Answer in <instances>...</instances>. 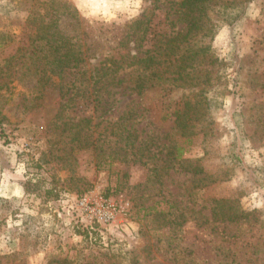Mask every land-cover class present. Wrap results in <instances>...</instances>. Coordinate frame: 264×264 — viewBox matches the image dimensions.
Here are the masks:
<instances>
[{
	"label": "rangeland",
	"instance_id": "rangeland-1",
	"mask_svg": "<svg viewBox=\"0 0 264 264\" xmlns=\"http://www.w3.org/2000/svg\"><path fill=\"white\" fill-rule=\"evenodd\" d=\"M182 2L0 0V264H264V0L204 1L180 77ZM84 195L125 210L88 223Z\"/></svg>",
	"mask_w": 264,
	"mask_h": 264
},
{
	"label": "trees",
	"instance_id": "trees-1",
	"mask_svg": "<svg viewBox=\"0 0 264 264\" xmlns=\"http://www.w3.org/2000/svg\"><path fill=\"white\" fill-rule=\"evenodd\" d=\"M206 0H183L182 5L186 8V12H185V20L187 22V28L185 30V32L182 34L181 32H177L176 35L172 38H168L167 42H166V46L170 43H173L177 40H182L184 38H186V36H188L193 30H195L196 28H199L195 22L196 20V16L194 15V12L198 11L199 8L203 2ZM70 9V8H69ZM47 13L44 14V17H46ZM67 18V17H66ZM37 18H33V20H35ZM60 20V18L58 16H56V14H52L49 17V22L48 24H46V29L43 32V37L47 40V41H54L56 39V36L61 37L60 41H66L68 40V38H66V35H62L61 32H59L57 26H58V21ZM180 36V37H177ZM171 46V45H170ZM166 47V49L170 50V52H167V56H171L172 59H170V61L175 62L176 65L179 67L178 70V76L182 77V75L187 74L188 76V72L193 68V63L191 61L192 57L194 56V54L191 56L190 52L188 50V48H184L181 46V42H175L174 45L172 47ZM79 55V50H74L73 47L70 46H66V48H64V52L61 54L60 58H57L55 60H57L59 63H61V66L64 69L67 68H74L77 67V65H80V63L83 62V58H81ZM188 70V72L186 71ZM192 108H190L189 104H184L183 107L181 109H175L173 110L172 114L175 116L177 122H178V126L179 129L181 130V134L182 136H184L185 140L184 143H189L190 140L189 138L192 135L191 130H186L187 126H189L186 122L187 120L191 119L189 116H191ZM2 118L0 117V128H2ZM183 146L178 145L175 148V153L177 156H181L182 152H183ZM169 154V153H168ZM171 154V152H170ZM173 154V153H172ZM167 155V154H166ZM175 157V156H173ZM192 173L193 174H198L203 172V169L200 168L199 166H194L192 168ZM50 192V191H49ZM221 200H216V202H220ZM241 210H238L237 208H233V207H227V208H222L220 210V215L222 217V219L225 220H236L237 218L241 217Z\"/></svg>",
	"mask_w": 264,
	"mask_h": 264
},
{
	"label": "built area",
	"instance_id": "built-area-1",
	"mask_svg": "<svg viewBox=\"0 0 264 264\" xmlns=\"http://www.w3.org/2000/svg\"><path fill=\"white\" fill-rule=\"evenodd\" d=\"M76 207L86 215L88 223L93 221L109 223L120 210H125V204H118L117 202L107 201L91 195L77 197Z\"/></svg>",
	"mask_w": 264,
	"mask_h": 264
}]
</instances>
